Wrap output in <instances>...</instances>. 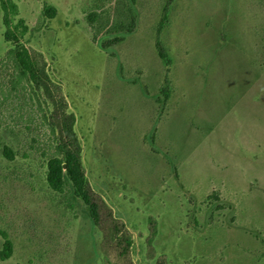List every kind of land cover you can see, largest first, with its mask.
Wrapping results in <instances>:
<instances>
[{"label": "rangeland", "instance_id": "1", "mask_svg": "<svg viewBox=\"0 0 264 264\" xmlns=\"http://www.w3.org/2000/svg\"><path fill=\"white\" fill-rule=\"evenodd\" d=\"M1 1L17 5L21 42L63 88L85 180L132 235L131 264H264V0H172L165 59L155 39L167 0ZM2 17L0 7V251L1 232L13 251L0 264H108L81 198L46 183L53 105L7 60ZM132 17L122 42L93 41ZM166 76L150 127L145 95L156 99Z\"/></svg>", "mask_w": 264, "mask_h": 264}, {"label": "trees", "instance_id": "2", "mask_svg": "<svg viewBox=\"0 0 264 264\" xmlns=\"http://www.w3.org/2000/svg\"><path fill=\"white\" fill-rule=\"evenodd\" d=\"M172 0H167L162 9V13L156 28L155 49L160 59H165L166 54L159 35L163 26L168 20V10ZM0 7L3 13V23L5 31L3 37L5 41L13 45L7 52V60L14 63V68L18 70V76L24 77L37 89H42L51 100L53 105V123L57 132V143L55 154L50 156L46 162L45 180L48 186L58 192H62L66 184H70L73 195L81 198L86 206L87 213L95 226L101 231L102 242L101 249L107 259L108 264H131L129 260V250L132 245V235L124 225L123 221L117 218L112 209L104 199L94 192L85 180V171L81 162V145L74 131L75 115L68 111V103L62 93V87L52 81L47 73V62L42 53L33 48L26 47L21 39L28 32V27L23 18L18 16L17 5L11 1H1ZM47 15L53 18L56 9L51 6L44 7ZM16 18V19H15ZM89 23L95 22L90 19ZM135 26V18L132 17L128 25L123 21L114 22V37L108 39L105 43L98 41L94 34L92 39L105 50L110 45H115L124 40V33H132ZM97 39V40H96ZM170 82L167 76L164 78L162 86L159 89V96L156 102L159 110L164 109V104L169 97ZM3 156L13 159V151L10 147L2 146ZM151 238L156 231V220L153 217L148 218ZM3 238L0 259L6 260L12 255L13 243L5 232H1ZM111 254L114 256V263L110 260ZM159 264H166L162 256Z\"/></svg>", "mask_w": 264, "mask_h": 264}, {"label": "crops", "instance_id": "3", "mask_svg": "<svg viewBox=\"0 0 264 264\" xmlns=\"http://www.w3.org/2000/svg\"><path fill=\"white\" fill-rule=\"evenodd\" d=\"M55 16H56V15H55ZM68 25H69V24H65V27H68ZM133 84H135V83H133ZM60 86H61V85H60ZM61 87H62V86H61ZM62 89H63V88H62ZM159 89H160V88H159ZM64 94H65V93H64ZM145 97H146L147 100L149 101V106H148V107H150V114H151V120H150L149 125H150V127H151V124H152V122H153V118L155 117V114H156V107H155V104H157V102H156V99H154V97H153V99L147 97L146 95H145ZM66 98H67V96H66ZM151 100H153L152 103H151ZM74 126H75V124H74ZM74 131H75V133H76L75 128H74ZM76 135H77V137H78V139H79V141H80V145H81V155H82V144H81V139H80V137L78 136L77 133H76Z\"/></svg>", "mask_w": 264, "mask_h": 264}]
</instances>
